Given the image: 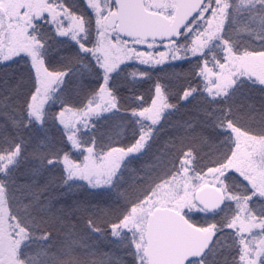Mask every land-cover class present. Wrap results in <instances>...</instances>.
Masks as SVG:
<instances>
[{"label":"snow or ice","instance_id":"snow-or-ice-1","mask_svg":"<svg viewBox=\"0 0 264 264\" xmlns=\"http://www.w3.org/2000/svg\"><path fill=\"white\" fill-rule=\"evenodd\" d=\"M82 3L80 11L68 0H0V67L21 69L0 98V264H104L90 259L93 237L111 240L128 264H264V95L257 108L246 94H264V0ZM45 26L74 55L55 61ZM193 59L195 82L178 103L157 81L150 104L139 96L121 110V72L131 68L134 84ZM85 78L96 85L86 103L62 98ZM193 101L196 116L177 126L182 134L154 147L167 117ZM117 115L128 118L130 143L98 142L93 121ZM210 141L214 158L201 166L198 144ZM57 168L66 192L86 187L116 206L106 228L89 216L81 235L51 214L44 173Z\"/></svg>","mask_w":264,"mask_h":264},{"label":"trees","instance_id":"trees-1","mask_svg":"<svg viewBox=\"0 0 264 264\" xmlns=\"http://www.w3.org/2000/svg\"><path fill=\"white\" fill-rule=\"evenodd\" d=\"M68 3L77 7L80 11L84 10V5L81 0H68ZM45 32H47L51 39V55L55 58V61H60L62 57H70L74 55L75 48L72 44L63 38L57 39L52 35L49 26H45ZM243 43H249L250 38L246 35L243 36ZM253 47H256L254 43ZM163 50V49H160ZM23 62H21L22 64ZM196 63L195 59L191 63L176 62L174 67H161L152 71L151 79H144L130 84L129 77L126 73L132 71L131 68L126 69L125 72H121L119 76L115 77V86L117 89V96L120 99L122 106L121 110L136 107L139 101L135 97L142 96L144 98V106L151 103V99L154 95V84L159 81L167 87L169 94V102L178 103V97L182 92V89L187 86L191 80L195 82V78L190 75L191 70ZM143 67V66H141ZM21 78V69L17 65H8L0 67V98L8 97L10 90L13 89L17 81ZM25 83H30L27 80V72L24 71ZM90 78H85L82 83L84 88L79 87V83L73 82L69 85V88L63 94L62 98H68L70 103L80 106L79 102L86 103L87 93L95 84L89 82ZM24 91L27 88L23 89ZM250 99V103H255L259 108V101L261 96L264 95L260 92L259 88H253L250 92L246 93ZM201 98H197L199 101ZM198 107L197 101H193L191 104H179L178 111L173 112L167 117L163 124V128L159 134L157 144L154 147H160L164 145L170 138L176 137L182 134V130L177 126L183 124L185 121L194 118L196 116V109ZM53 111H58L53 109ZM95 128L90 132L92 136H95L98 142L102 144H111V146H125L130 143L129 137L131 136V130L127 129L128 118L117 116H108L105 119L94 120ZM253 127L257 125L252 124ZM197 134L203 133L204 136H212L211 130L207 128L198 127ZM27 135V134H26ZM48 136L55 141L61 139V133L52 128L48 132ZM57 147H62V144H57ZM200 165L208 164L209 160L214 158V155L210 153L215 152L216 144L214 141H210L208 145H199ZM75 158V157H74ZM140 162H133L129 167L130 169L139 167ZM210 166V165H209ZM62 172L59 168L52 169L44 173L45 180L53 181V188L48 193L51 199V214L54 216L64 217V223L76 231L78 234L87 235V219L92 216L97 220L99 226L106 228L108 222H110L115 215L116 206L111 202H102L99 198L94 197L86 187L75 188L72 192H66L59 187L62 184ZM43 183L44 180H41ZM88 208L89 211H84ZM197 219H199L197 217ZM56 231H61L60 224L55 225ZM90 244L94 245L91 249L95 252L94 257L90 259L102 260L104 264H116V261H120L121 264H128V260L125 254L120 250L111 240L104 237H93Z\"/></svg>","mask_w":264,"mask_h":264},{"label":"rangeland","instance_id":"rangeland-1","mask_svg":"<svg viewBox=\"0 0 264 264\" xmlns=\"http://www.w3.org/2000/svg\"><path fill=\"white\" fill-rule=\"evenodd\" d=\"M200 219V217H198Z\"/></svg>","mask_w":264,"mask_h":264},{"label":"flooded vegetation","instance_id":"flooded-vegetation-1","mask_svg":"<svg viewBox=\"0 0 264 264\" xmlns=\"http://www.w3.org/2000/svg\"><path fill=\"white\" fill-rule=\"evenodd\" d=\"M81 2H82V0H81Z\"/></svg>","mask_w":264,"mask_h":264}]
</instances>
